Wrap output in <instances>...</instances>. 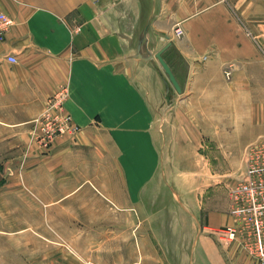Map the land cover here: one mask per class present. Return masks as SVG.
<instances>
[{"label": "crops", "instance_id": "crops-1", "mask_svg": "<svg viewBox=\"0 0 264 264\" xmlns=\"http://www.w3.org/2000/svg\"><path fill=\"white\" fill-rule=\"evenodd\" d=\"M0 12L13 21L0 37V264L120 251L185 264L183 247L153 257L134 239L158 181V106L174 89L189 134L225 88L226 133L264 135V0H0ZM167 45L181 92L156 58ZM60 92L77 129L39 140L34 121ZM207 219L233 223L229 210ZM193 249L189 264H258L238 242Z\"/></svg>", "mask_w": 264, "mask_h": 264}, {"label": "rangeland", "instance_id": "rangeland-1", "mask_svg": "<svg viewBox=\"0 0 264 264\" xmlns=\"http://www.w3.org/2000/svg\"><path fill=\"white\" fill-rule=\"evenodd\" d=\"M178 97L173 89L158 106V181L147 190L144 215H149L150 222L145 225L143 233L135 231L134 239L138 246L137 236L143 235L144 246L149 248L148 253L152 252L153 257L161 255L159 249L183 247L184 262L189 264L194 246L237 243L221 238L216 229L223 226H211L207 218L211 213H226L228 210L231 215L230 189L240 180L245 169L247 143L259 137L226 133L225 130L231 129V119L227 117L228 112L223 115L219 109L229 108L228 89L207 92L205 119L200 121L195 117L189 134L188 130H183V124L173 118V102ZM220 99L222 105L215 103ZM37 119L34 123L40 133L37 134L39 140L51 141L58 136L45 131L41 119ZM139 240L142 245V239ZM135 251L139 253V250ZM135 256L134 251L115 252L114 257L112 252L73 253L71 264H131ZM152 261L154 263V259Z\"/></svg>", "mask_w": 264, "mask_h": 264}, {"label": "built area", "instance_id": "built-area-1", "mask_svg": "<svg viewBox=\"0 0 264 264\" xmlns=\"http://www.w3.org/2000/svg\"><path fill=\"white\" fill-rule=\"evenodd\" d=\"M11 25L12 19L0 12V37ZM174 31L177 36L184 34L180 25ZM7 59L11 63L17 62L13 54ZM62 99L63 93L60 92L49 102L46 113L36 120L41 119L43 129L56 135L77 129L71 122V116L63 112ZM245 160L241 178L229 194L233 223L216 229V232L229 242L237 241L258 264H264V135L248 143Z\"/></svg>", "mask_w": 264, "mask_h": 264}, {"label": "water", "instance_id": "water-1", "mask_svg": "<svg viewBox=\"0 0 264 264\" xmlns=\"http://www.w3.org/2000/svg\"><path fill=\"white\" fill-rule=\"evenodd\" d=\"M168 47H169V45H167L166 47H164L163 49H161L160 51H158L157 54H156V58L161 62L162 67L164 68L166 74L169 76V80H170L172 86L175 89H177V91L181 92L180 84H179V81H178L176 75H174V73L171 70V67L168 64V62L163 58V52Z\"/></svg>", "mask_w": 264, "mask_h": 264}]
</instances>
